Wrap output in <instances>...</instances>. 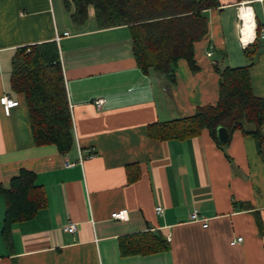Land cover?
<instances>
[{"label": "crops", "instance_id": "1", "mask_svg": "<svg viewBox=\"0 0 264 264\" xmlns=\"http://www.w3.org/2000/svg\"><path fill=\"white\" fill-rule=\"evenodd\" d=\"M219 1L206 13L207 35L195 43L197 69L181 59L171 82L142 70L129 28H101L93 8L79 24L66 0H0V187L28 170L43 201L33 218L12 224L7 242L0 191V264H264V142L261 149L236 129L229 158L208 128L188 138L149 132L218 103L216 63L222 70L251 64L253 92L264 99V38L252 59L245 54L257 17L264 28V0ZM47 41L59 45L72 114L67 154L36 144L25 95L11 86L15 52ZM5 95L18 101L9 113ZM92 148L96 155L87 157ZM121 210L126 218L114 219ZM194 211L201 220L192 219ZM71 222L79 224L75 233L65 230ZM149 234L167 246L139 248Z\"/></svg>", "mask_w": 264, "mask_h": 264}, {"label": "trees", "instance_id": "2", "mask_svg": "<svg viewBox=\"0 0 264 264\" xmlns=\"http://www.w3.org/2000/svg\"><path fill=\"white\" fill-rule=\"evenodd\" d=\"M66 4L74 9L72 18L79 24L87 20L93 8L101 28L127 26L138 66L144 71L154 68L174 82L179 60L186 59L193 70L197 69L195 43L207 35L206 13L219 7L220 1L66 0ZM256 22L257 37L245 48V54L251 59L258 52L257 42L261 38L262 23L258 17ZM215 65L221 75L218 103L199 107L193 116L153 124L149 127L150 134L157 139L188 138L208 128L230 158L227 148L234 130L239 129L254 136L262 149L264 99L253 92L251 64L224 70L218 63ZM11 86L15 92L25 95L36 144H54L62 154H67L74 143L73 120L58 43L47 41L19 48L12 58ZM219 127L228 129L226 142L218 139ZM138 177L139 174L131 177V181ZM0 191L7 202L3 237L9 242L12 224L33 218L43 204L42 195L36 175L28 170L14 177L9 189L0 187ZM147 236L148 242L139 248L154 251L167 246L160 236Z\"/></svg>", "mask_w": 264, "mask_h": 264}, {"label": "built area", "instance_id": "3", "mask_svg": "<svg viewBox=\"0 0 264 264\" xmlns=\"http://www.w3.org/2000/svg\"><path fill=\"white\" fill-rule=\"evenodd\" d=\"M64 35H69V32H65ZM261 37L264 38V28L261 30ZM61 38H62V35H57V38H56V39H57V41H60ZM213 53H214V52H213L212 49L209 50V51L207 52V54H208L209 56H212ZM60 60H61V58H60ZM102 101H103V100L99 99V100H97V103H98V104H101ZM1 103L3 104L4 109H5V111H6L7 113L10 112L11 108H13V107H15V106L18 105V101H17V100H14V99L10 98V97L7 96V95H5V96H3V97L1 98ZM95 155H96V152H95V150L92 148L91 150H89L87 157H93V156H95ZM68 165H70V163H68ZM156 211H157V213H163V212H164V208H163L162 206H157V207H156ZM126 216H127V213H126V211H124V210L117 211V212H114V213L112 214V217H113L114 219H125ZM191 217H192L193 220H201V218H200V216H199V213H198L197 211H194V212L192 213ZM206 225H207V223L204 222V226H206ZM78 228H79V224H78V223H76V222H71L70 224H68V225L66 226L65 230L68 231V232H71V233H75V232H77ZM242 241H243V237H238L236 240H233L232 243L235 244V243H240V242H242Z\"/></svg>", "mask_w": 264, "mask_h": 264}, {"label": "water", "instance_id": "4", "mask_svg": "<svg viewBox=\"0 0 264 264\" xmlns=\"http://www.w3.org/2000/svg\"><path fill=\"white\" fill-rule=\"evenodd\" d=\"M217 136L221 142H226L229 139L228 129L226 127H219Z\"/></svg>", "mask_w": 264, "mask_h": 264}, {"label": "rangeland", "instance_id": "5", "mask_svg": "<svg viewBox=\"0 0 264 264\" xmlns=\"http://www.w3.org/2000/svg\"><path fill=\"white\" fill-rule=\"evenodd\" d=\"M247 5H248V4H246V5L242 6V7H248ZM246 16H248V18H249V17H251L250 15H247V14L245 15V17H246ZM245 17H244V18H245ZM249 20H251V19L249 18ZM249 20L247 21V24H249V23H250V21H249ZM249 26H250V25H249Z\"/></svg>", "mask_w": 264, "mask_h": 264}, {"label": "bare ground", "instance_id": "6", "mask_svg": "<svg viewBox=\"0 0 264 264\" xmlns=\"http://www.w3.org/2000/svg\"><path fill=\"white\" fill-rule=\"evenodd\" d=\"M244 5H246V4H243V6H244ZM247 6H249V5H247Z\"/></svg>", "mask_w": 264, "mask_h": 264}]
</instances>
